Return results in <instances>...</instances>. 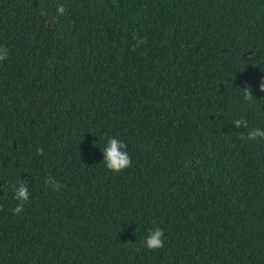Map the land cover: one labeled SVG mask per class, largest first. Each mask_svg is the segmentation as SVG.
<instances>
[{"label":"trees","instance_id":"16d2710c","mask_svg":"<svg viewBox=\"0 0 264 264\" xmlns=\"http://www.w3.org/2000/svg\"><path fill=\"white\" fill-rule=\"evenodd\" d=\"M0 46V264H264V0H0Z\"/></svg>","mask_w":264,"mask_h":264},{"label":"clouds","instance_id":"9594fccd","mask_svg":"<svg viewBox=\"0 0 264 264\" xmlns=\"http://www.w3.org/2000/svg\"><path fill=\"white\" fill-rule=\"evenodd\" d=\"M66 11L64 5L57 6V12L60 15H63ZM136 39L135 35L133 37ZM146 38L137 39V46L140 44L146 43ZM8 58V49L4 46H0V61L6 60ZM243 98L246 101L251 102L254 98L251 92V88L248 85H245L243 90ZM259 91L264 92V78H261L259 83ZM236 128L248 129L247 135L243 133L239 134V139L254 141L257 138L264 139V129L260 128H248V120L245 118L236 119L232 122ZM127 144L116 137H108L105 147L102 150L104 166L114 172L119 173L131 166V157L127 152ZM37 155L43 154V148L36 149ZM45 185L49 186L52 191L58 192L62 185L52 177H45ZM28 180H19L16 184L12 186L13 199L17 201L16 206L12 209V214L17 215L24 211L25 204L30 199ZM164 232L163 229L159 227H152L147 230V234L143 241V246L146 250L152 251L164 246L163 240Z\"/></svg>","mask_w":264,"mask_h":264}]
</instances>
